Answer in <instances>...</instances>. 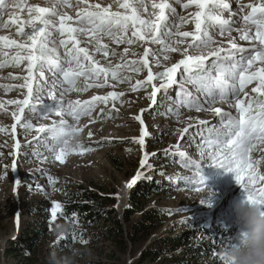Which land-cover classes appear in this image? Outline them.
Here are the masks:
<instances>
[{"label": "snow or ice", "instance_id": "snow-or-ice-1", "mask_svg": "<svg viewBox=\"0 0 264 264\" xmlns=\"http://www.w3.org/2000/svg\"><path fill=\"white\" fill-rule=\"evenodd\" d=\"M118 9L124 11H112L113 4L104 7L101 3H89V0H45V6L28 4L26 0H0V28H8L16 25L15 31L21 39H10L6 35H0V51L3 49H15V54L9 60L0 62L4 67L10 62L20 64L21 61H28V75L23 77L25 83L20 87L26 88L27 93L23 99L10 100L7 103L15 104L18 112L12 115L15 123L12 125V133L15 134L17 125L30 131L35 129L37 136L33 140L43 143L61 163L73 152L90 151L91 149L77 142L71 143L74 136L82 129L76 124L69 123L65 116H70L78 123L82 116H91L98 103H107L109 97L116 100L123 93L110 92L107 96H92L90 100H65L64 94L72 91H87L89 88L104 87L112 80L123 81L130 79L119 74L121 65L115 67H104L93 58L94 53L103 52L107 58L109 53H117L103 43V37L107 36L117 44L126 43L131 45L137 41L147 44L161 45L160 51L165 53L164 60L170 57L167 53L180 52L183 56L178 62L171 66L164 67L163 71L153 72L150 65V56L154 65H161L160 58L148 47L144 48L143 55L138 59L125 60V66H134L132 71L141 72L147 69V78L144 81L138 80L132 90L140 87L151 86L149 95L152 105H157V94L161 91L167 96V91L173 85H179L177 91V103L179 106L194 108L197 112L211 111L219 118V126L213 124L209 127V121L198 120L197 126L200 131L201 143L197 144L200 151L201 161L191 159L186 152L180 151V145H170L165 149V155H178L181 157L183 166L192 169L191 175L174 177L182 181L184 185L193 191L205 190L204 177L202 176L201 162L210 161L217 167L233 172L237 183L243 189L244 199L255 203L264 209V174L260 172V166L264 164V155L259 159L254 158V151L258 148L264 149V0L259 3H240L239 13L232 12V5L228 0H174L176 5L189 9L195 5L198 11L191 14V22L195 25L194 31H172L171 18L179 17L180 23H188L189 17L181 16L177 7L169 0H113ZM77 8L75 17L68 15L66 8ZM8 9L27 12V18L22 19L19 12H13L5 20L3 13ZM248 10L245 12V10ZM230 13L225 18L223 13ZM239 16V19L235 17ZM242 25L236 28L238 39L232 35L233 25ZM210 27H218L219 35H228V48L213 47L216 41L209 32ZM88 37L87 44L94 45L90 52L88 46H81V39ZM175 36V46L170 39ZM55 37H59L58 43L63 46V55L49 44L57 43ZM191 38L188 40L187 38ZM239 41H246L244 46ZM186 47H180L185 45ZM204 47L209 49L207 54H190V49ZM129 48H124V54ZM8 56L7 52H3ZM135 55V54H134ZM210 61V66H206ZM51 72V84L45 76L44 69ZM33 70H36L34 75ZM178 75L191 83L197 92L204 94L203 102L198 96H193L184 87L183 80L178 81ZM19 78V77H17ZM83 78L84 87H78V81ZM34 81H43V83ZM153 81H159L157 85ZM59 92V95L57 94ZM45 94L50 102H44ZM217 98L229 107L235 109L224 111L221 107H211L216 103ZM163 104V100L160 101ZM207 105V107H206ZM175 109L169 107L167 111L179 116L180 107ZM32 114H39L47 119L50 116L60 117L53 120L51 124H33L25 117V110ZM144 111L143 109L141 110ZM103 114V110H101ZM139 121L140 135L134 138L141 149L145 146V138L150 135L142 116L134 117ZM192 119V118H190ZM193 127L180 130L181 139ZM0 131L6 132V128L0 127ZM47 135L41 139L40 134ZM92 133L89 132V136ZM189 139H192L189 136ZM98 143H102L98 142ZM17 149L13 155H18L21 147L19 141L14 145ZM176 151L172 152L171 149ZM26 155V154H25ZM39 157L40 153H35ZM155 153H144L140 160L141 169H151L149 156ZM206 157V159H205ZM44 159H47L45 156ZM17 162L14 159L12 170L15 171ZM7 169L5 170V175ZM163 174V173H162ZM145 177V172L138 170L136 176L128 183L132 187L138 180ZM173 179V177H170ZM49 183L54 184L53 177H48ZM21 181L17 180L19 185ZM159 183V182H158ZM203 202V201H202ZM170 212V210H168ZM63 214V206L60 202H52L50 207L51 221H55L58 215ZM73 220L76 214H73ZM50 221V223H51ZM19 217H17V223ZM74 238V237H73ZM66 239V236L58 238L59 242ZM230 238L222 237L220 244L226 246ZM82 243H87L81 237ZM220 264H229V259L222 252L215 253Z\"/></svg>", "mask_w": 264, "mask_h": 264}, {"label": "rangeland", "instance_id": "rangeland-1", "mask_svg": "<svg viewBox=\"0 0 264 264\" xmlns=\"http://www.w3.org/2000/svg\"><path fill=\"white\" fill-rule=\"evenodd\" d=\"M120 2L122 3L123 0H120ZM156 2L159 3L160 0H156ZM169 2L173 3L174 7H177V11L181 16L189 17V22L184 24L180 23L179 17L171 18L170 26L172 31L176 32V26L179 27L180 31H194L195 25L191 22V14L199 9L195 5L190 6L189 9H184L176 5L174 0H169ZM184 2H187V0H184ZM250 2L259 3L260 0H247L246 3ZM27 3H39L44 6L45 0H31V2L27 1ZM89 3H101L104 7L113 4L112 11H124V9H118L113 0H89ZM146 3L150 4V0H146ZM65 11H67L68 15L75 17L78 9L75 7L66 8ZM246 11L248 10L246 9ZM13 12H18V10L8 9L4 12V19L7 20ZM232 12L239 13V8L232 6ZM22 14L27 18L26 11L19 12V15ZM223 14L227 16L230 13L224 12ZM242 23L240 21L239 24L233 25L232 35L236 36L237 39L238 33L235 29L241 27ZM15 28L16 25L0 28V35L19 40L21 38L16 33ZM209 32L216 41V45H213V47H229L227 44L228 35L220 36L218 27H210ZM78 38L81 39V46H88L91 52L94 45L87 44L88 37ZM55 39L57 43H50L49 47L55 48L62 56L64 49L58 43L60 38L55 37ZM175 39L176 37L173 36L169 41L173 46H175ZM187 39L190 40L191 38ZM103 43L107 44L117 54L112 55L110 52L108 57L105 58L103 52H99L94 53L93 58L104 67L121 65L119 74L124 77H130V79H125L121 82L112 80L109 77V83L104 87H92L87 91H72L64 94L65 100L79 99L83 101L90 100L92 96H107L110 92L123 93L116 100H112L109 97L106 104L98 103L92 115L82 116L78 123L70 116L64 117L69 123L76 124L77 127L82 129L74 136L71 143H82L91 150L83 154L73 152L67 156L63 163L57 161L43 143L33 140V137L37 136L35 129L27 131L17 125L15 134L12 133V125L15 123L12 113L18 112V110L15 104L7 102L23 99L26 95L27 89L20 86L25 83L23 77L28 75V61L23 60L18 65L10 62L4 67H0V127L7 129L6 132L0 131V264H19L21 262L24 255L19 252H13L11 246L16 242L21 230L27 224L37 220L47 229L46 238L52 243H57L58 238L62 236L55 231L57 224H70L72 226L66 234H63L66 239L72 237V241L75 240V234H81L84 230H88L82 227L77 222V219L66 220L64 215V204L70 192L76 190L79 185L103 196L114 198L113 207L115 214L129 229L124 214L126 208L130 206L132 189L137 186L138 182L145 180H150L157 184L155 190L151 191L148 198L143 201L144 207H156L163 211V226H161L154 237L171 233L177 236L183 230L197 228L200 230L201 237L210 243L211 247L217 248V252H222V245L219 243L221 238H230V241L235 243L237 242V234L243 230L242 225L236 224L233 211L234 202L244 199L243 189L237 183L233 172L217 167L210 161L201 162V174L204 177L205 190L193 191L186 187L182 181L174 179L177 175H191L192 169L184 167L182 159L178 155H165V149H169L170 145L179 144L180 151L186 152L193 160L201 161L200 151L197 148V144L201 143L197 121L207 120L209 121V127L213 124L218 127L219 118L211 111L197 112L194 108L179 106L176 95L179 85H173L169 88L167 96H165L163 91L159 92L157 94V105H152L151 107H149L151 105L149 95L152 91L150 85L140 87L136 91L132 90L133 85L138 80H146L147 69L139 73L134 72L131 70L134 66L124 65L125 60L138 59L143 54L144 48L148 47L161 60V65L156 67L150 56V65L153 66V72L155 73L163 71L164 67L171 66V64L178 61L182 56L181 53H167L170 58L164 60L163 55L165 53L160 51L161 45L159 44L145 45L140 41L131 45L126 43L117 44L107 36L103 37ZM238 43L247 46L248 42L238 40ZM126 47L129 48V52L124 54V48ZM180 47H186V44ZM15 51V49L11 48L0 51V62L9 60L15 54ZM208 51L209 49L204 47L192 48L190 49V54L206 55ZM3 52H7L8 56H4ZM206 66H210V61ZM33 72L35 75L36 70H33ZM44 72L50 85L52 80L51 72L47 68L44 69ZM177 79L178 81L183 80L179 75ZM37 82L43 83V81H34V87ZM153 83L158 85L160 82L153 81ZM183 83L184 87L193 96H198L203 102V93L197 92L195 87L186 80H183ZM78 87H84L83 78L78 81ZM57 94L59 95V92ZM161 100H163V104L160 103ZM44 102H50L46 94ZM178 106L180 107L178 117L167 111L169 107L175 109ZM211 107H221L224 111H232L235 115V109L230 108L228 103L221 102L219 98ZM142 109L144 110L143 112L141 111ZM101 110H103V114H101ZM24 115L37 127L51 124L53 120L60 119V117L54 115L45 119L39 114L28 112L27 109ZM137 115L142 116L150 133L145 138L143 149L134 141V138L139 137L141 128L139 121L134 119ZM117 120H123V123L118 124L116 123ZM100 123L103 124V127L98 130L96 126ZM190 123L193 127L189 128V132L181 139L180 130L188 127ZM89 132L92 133L91 136H89ZM46 135V133H41V139ZM189 136L192 139H189ZM16 141L20 142L21 147L18 150V155L14 156L13 153L17 152L14 147ZM101 141L102 143H98ZM171 151L175 152L176 149L172 148ZM145 152L156 154L155 156H149V163L152 165L151 169H141L140 160ZM35 153H40L41 155L37 157ZM45 156L47 159H44ZM14 159L17 162L15 171L12 170ZM6 169L7 174L5 175ZM138 170L144 171L145 177L138 180L131 187L128 201L122 212H119L117 209L119 190L124 182H130L136 176ZM49 176L54 178V184L49 183ZM170 177H173V179H170ZM17 180L21 181L19 185L16 184ZM52 202H60L63 206V214L58 215L55 221H51L50 217ZM140 214V211L134 212L131 220L136 221ZM17 217H19L18 223ZM105 218L103 217V219L94 222L90 226L89 237L83 238L87 243H82L80 239L78 242L71 244V248L79 250V264H93L100 258L106 260L107 255L112 253L117 254L118 261H122L124 264H130L133 260L132 254L123 255L117 248V240L113 231L107 232L108 234L97 235L99 230L108 229L109 223ZM55 256L59 258L60 255L55 253Z\"/></svg>", "mask_w": 264, "mask_h": 264}, {"label": "trees", "instance_id": "trees-1", "mask_svg": "<svg viewBox=\"0 0 264 264\" xmlns=\"http://www.w3.org/2000/svg\"><path fill=\"white\" fill-rule=\"evenodd\" d=\"M152 183L150 180L141 181L132 189L130 206L126 208L124 214L129 229L115 214L114 198L103 196L79 185L76 190L70 192L64 204V215L65 219L69 220L72 219L73 214H76L77 222L88 230L75 234L73 241L72 237L60 241L57 246V243H52L46 238L47 229L39 220L27 224L11 246L13 252L24 255L19 264H54L51 260L53 253L60 255L59 258L56 257L59 264H66L64 257H70L71 244L78 242L81 237H89L90 226L105 216L109 223L108 229L99 230L97 235L113 231L117 248L121 253L132 254L133 260L130 264H220L215 256L218 249L211 247L210 243L201 237L197 228L183 230L177 236L171 233L153 237L163 226L164 216L163 211L156 207L143 206V201L157 186ZM136 211H140L141 214L136 221H133L131 216ZM162 254H169V257H161ZM79 263V254L70 257L67 262V264ZM93 264L124 263L118 261L117 254L112 253L107 255L106 260L100 258Z\"/></svg>", "mask_w": 264, "mask_h": 264}, {"label": "clouds", "instance_id": "clouds-1", "mask_svg": "<svg viewBox=\"0 0 264 264\" xmlns=\"http://www.w3.org/2000/svg\"><path fill=\"white\" fill-rule=\"evenodd\" d=\"M233 211L236 224L242 225L243 230L237 234V242L228 241L226 246H222L229 264H264V209L255 203L239 199L234 202ZM71 227L70 224H57L55 231L63 235ZM78 254V249H70V257ZM70 257H64L66 264ZM51 260L54 264H59L55 253L52 254Z\"/></svg>", "mask_w": 264, "mask_h": 264}, {"label": "bare ground", "instance_id": "bare-ground-1", "mask_svg": "<svg viewBox=\"0 0 264 264\" xmlns=\"http://www.w3.org/2000/svg\"><path fill=\"white\" fill-rule=\"evenodd\" d=\"M31 2V0H26V2ZM238 1V2H237ZM229 0L228 2L229 3H232V6L233 7H238L239 8V4L240 3H244V4H247L246 2H247V0ZM211 2H212V0H209V4H211ZM41 5V4H40ZM45 6V5H44ZM18 12H19V10H18ZM224 15V14H223ZM230 15V14H229ZM229 15H224V17L225 18H228L229 17ZM20 17L22 18V19H25V17H24V15L22 14V15H20ZM235 19H239V16H237V17H235ZM226 48V47H225ZM143 55V54H142ZM141 55V56H142ZM193 55V54H192ZM183 58V56H181L180 58H179V60L180 59H182ZM133 59V58H132ZM151 60V59H150ZM178 60V61H179ZM178 61H176V62H178ZM175 62V63H176ZM190 119V118H189ZM100 120V119H99ZM137 121V120H136ZM103 123V122H102ZM102 123H100V124H97V126H96V128H98V130L99 129H101L102 127H103V124ZM110 123V122H109ZM116 123H118V124H120V123H123V120L121 121V120H117L116 121ZM194 123V122H193ZM92 131V130H91ZM262 155H264V149H261V148H258L257 150H255L254 151V158H256V159H259ZM260 171L262 172V173H264V164H262L261 166H260ZM128 183L129 182H124L123 183V185H122V187L120 188V190H119V194H118V196H117V209H118V211L119 212H122V210H123V208H124V206L126 205V203H127V201H128V197H129V193H130V189H131V187H128L127 185H128Z\"/></svg>", "mask_w": 264, "mask_h": 264}, {"label": "built area", "instance_id": "built-area-1", "mask_svg": "<svg viewBox=\"0 0 264 264\" xmlns=\"http://www.w3.org/2000/svg\"><path fill=\"white\" fill-rule=\"evenodd\" d=\"M154 237V236H153ZM169 254H162L161 257H169Z\"/></svg>", "mask_w": 264, "mask_h": 264}, {"label": "water", "instance_id": "water-1", "mask_svg": "<svg viewBox=\"0 0 264 264\" xmlns=\"http://www.w3.org/2000/svg\"><path fill=\"white\" fill-rule=\"evenodd\" d=\"M147 243H149V242H147Z\"/></svg>", "mask_w": 264, "mask_h": 264}]
</instances>
